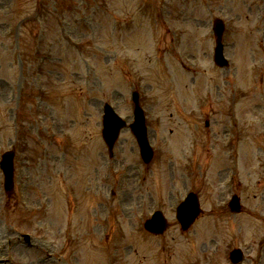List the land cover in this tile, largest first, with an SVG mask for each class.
I'll list each match as a JSON object with an SVG mask.
<instances>
[{"label": "rangeland", "instance_id": "obj_1", "mask_svg": "<svg viewBox=\"0 0 264 264\" xmlns=\"http://www.w3.org/2000/svg\"><path fill=\"white\" fill-rule=\"evenodd\" d=\"M216 16L226 25L228 69L213 63ZM132 89L142 91L156 146L149 164L128 127L114 161L100 135L103 103L129 120ZM233 118L246 138L238 163L243 212L236 215L218 209L236 191L218 171L237 163L223 144ZM169 126L180 140L164 145ZM55 133L66 160L59 157L63 183L53 186L46 219L38 207L54 182L40 180L51 179L38 170L37 147ZM12 144L22 153L16 178L24 195L4 191L0 171V259L26 231L35 245L13 246L14 264H230L226 253L237 244L246 253L242 264H262L264 0H0V155ZM111 167L125 176L117 201L103 187ZM142 178L149 190L158 186L152 199ZM183 188H194L203 203L192 230L181 236L172 222L161 239L144 233L142 215L154 206L169 215Z\"/></svg>", "mask_w": 264, "mask_h": 264}]
</instances>
